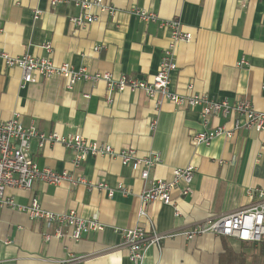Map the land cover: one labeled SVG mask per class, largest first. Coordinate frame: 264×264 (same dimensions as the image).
I'll use <instances>...</instances> for the list:
<instances>
[{"label":"crops","instance_id":"obj_1","mask_svg":"<svg viewBox=\"0 0 264 264\" xmlns=\"http://www.w3.org/2000/svg\"><path fill=\"white\" fill-rule=\"evenodd\" d=\"M76 1L52 7L49 0H0V55L45 58L49 53L44 46L51 44L57 65L111 73L114 80L151 82L171 42V29L162 24L175 20L192 39L175 47L171 92L204 95L230 106L249 101L264 110V0H104L113 12L93 8L98 19L85 28L69 21L82 14ZM136 10L155 14L157 21H142ZM37 11L42 13L38 20ZM22 74L0 57V120L18 115L25 128L80 135L117 152L133 149L141 158L159 153L161 163L151 168L146 181L131 166L105 156H89L75 169L71 151L60 144L40 148L39 141L32 140L31 157L38 168L67 171L84 177L87 184L38 181L30 192L8 189L6 194L26 207L34 198L53 213L74 211L95 218L104 229L76 242L68 237V226L62 227L65 237L60 238L57 227L48 229L25 212L1 208L0 264H132L128 250L121 247V232L137 227L151 231L152 223L163 238L160 247L144 251L143 264H231L230 246L253 245L214 234L190 241L185 234L197 224L249 207L257 200L250 192L264 191V131L241 130L209 146H193L195 134L218 126L232 129V121L211 117L205 128L202 106L169 100L157 106L145 92L128 89L109 94L103 81L80 82L69 89L62 76L39 78L22 87ZM189 166L196 169L190 195L175 192L173 204L142 205L140 195L157 180L170 179L173 170ZM99 184L114 190L113 196ZM119 185L130 192H121ZM141 209L147 217H139ZM73 258L81 259L68 263Z\"/></svg>","mask_w":264,"mask_h":264},{"label":"built area","instance_id":"obj_2","mask_svg":"<svg viewBox=\"0 0 264 264\" xmlns=\"http://www.w3.org/2000/svg\"><path fill=\"white\" fill-rule=\"evenodd\" d=\"M52 7L68 4L71 0H49ZM82 14L69 19L73 27L85 28L96 22L97 15L92 13L93 8H100L102 11L113 12L112 6L104 0H77L75 5ZM136 15L144 22L157 21V16L145 11H135ZM42 13L37 11L35 19L38 20ZM163 27L171 29V42L164 51L157 74L151 82L142 81L137 78H122L114 80L111 73L88 72L86 68L76 70L70 64H55L52 59V46L46 44L44 48L49 53L48 57L35 58L26 55L21 58H12L7 54H1V59L9 67H17L23 72L22 87L36 83L39 78H50L62 76L68 80V88L73 89L80 82H100L107 84L109 94L112 92L143 91L159 106L164 100H169L177 105H187L190 107L202 106V124L206 128L211 117L223 116L232 121V129L226 126H218L213 129L195 134L191 138L193 146H209L218 137L232 138L236 132L264 131V110L255 109L249 101L238 102L230 106L227 102H214L204 95L177 96L171 92L170 74L177 69L174 60V50L179 42H190L191 34L182 33L180 22L172 20L162 24ZM98 47L95 51H99ZM157 121L152 123V128H156ZM37 139L40 148L46 144H60L73 154L72 165L75 169H80L89 156H105L121 160L124 166H131L134 171L140 173V178L144 181L149 179L151 168L161 163L159 153H152L144 158L137 155L135 150L127 149L115 151L111 146L92 142L80 135L62 136L58 133L44 134L35 127L25 128L18 115L10 120H0V209L10 207L14 210L25 212L29 217L38 222H44L46 227H57L56 236L64 238L62 227L68 226L72 233L68 236L73 241L79 242L82 236L90 232H101L103 225L94 219H85L76 212L53 213L45 210L37 199H32L29 205H19L14 198L8 196V189H19L30 192L36 182H43L48 185L59 186L62 183H69L76 187L86 185L87 180L82 176H75L65 171L58 173L50 168L40 169L31 157V141ZM196 169L192 166L187 168H177L173 170L172 177L167 180H157L150 189L140 195L142 205L151 202L160 204H173V194L179 192L180 196H187L192 193ZM98 188L108 191L110 197L114 190L107 188L105 184H99ZM118 190L124 193L130 192L123 185H119ZM250 198H257L249 207L237 212L228 214L221 218L208 220L193 226L185 234L187 240H193L198 236L214 234L233 238L240 242L260 245L264 242V191L254 190L250 192ZM178 216L179 213L176 212ZM139 217H147L144 209L140 210ZM122 248L129 252L132 264H143L144 251L152 246H161L163 235L160 234L154 224H151V231H146L142 227L127 229L121 232ZM51 235H46L50 239ZM81 258H73L69 262L79 261Z\"/></svg>","mask_w":264,"mask_h":264},{"label":"rangeland","instance_id":"obj_3","mask_svg":"<svg viewBox=\"0 0 264 264\" xmlns=\"http://www.w3.org/2000/svg\"><path fill=\"white\" fill-rule=\"evenodd\" d=\"M253 246L254 245H243L238 249H234L230 246L228 249L229 254L231 253L229 262H231V264H264V257L260 254L261 248H254Z\"/></svg>","mask_w":264,"mask_h":264},{"label":"trees","instance_id":"obj_4","mask_svg":"<svg viewBox=\"0 0 264 264\" xmlns=\"http://www.w3.org/2000/svg\"><path fill=\"white\" fill-rule=\"evenodd\" d=\"M260 254L263 255V257H264V242H262V244H261V253Z\"/></svg>","mask_w":264,"mask_h":264}]
</instances>
